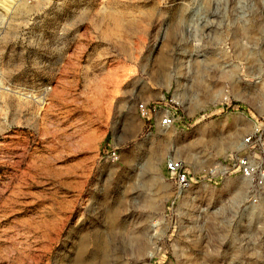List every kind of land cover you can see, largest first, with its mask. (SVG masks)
Segmentation results:
<instances>
[{"label":"rangeland","instance_id":"rangeland-1","mask_svg":"<svg viewBox=\"0 0 264 264\" xmlns=\"http://www.w3.org/2000/svg\"><path fill=\"white\" fill-rule=\"evenodd\" d=\"M257 27L234 0H0V264H264V198L219 172L264 111ZM170 157L206 176L172 206Z\"/></svg>","mask_w":264,"mask_h":264},{"label":"built area","instance_id":"built-area-1","mask_svg":"<svg viewBox=\"0 0 264 264\" xmlns=\"http://www.w3.org/2000/svg\"><path fill=\"white\" fill-rule=\"evenodd\" d=\"M234 5L238 24H251V27L257 24L258 30L264 32V0H234ZM258 84L264 96V72L259 77ZM2 91L10 89L0 82V92ZM137 111L143 121L154 126L158 123L164 129L173 128L176 122L175 113L165 105L140 103ZM101 159L114 164L119 156L116 150L110 148L103 153ZM219 172L226 178L238 181L247 192L246 199L252 204H257L264 198V111L254 118L234 152L227 154L219 162ZM165 173L174 186L171 206L206 178L205 174L190 172L187 164L175 157L166 160Z\"/></svg>","mask_w":264,"mask_h":264},{"label":"crops","instance_id":"crops-1","mask_svg":"<svg viewBox=\"0 0 264 264\" xmlns=\"http://www.w3.org/2000/svg\"><path fill=\"white\" fill-rule=\"evenodd\" d=\"M156 126H159V124L157 123V125ZM160 127V126H159ZM164 170H165V166H164Z\"/></svg>","mask_w":264,"mask_h":264},{"label":"bare ground","instance_id":"bare-ground-1","mask_svg":"<svg viewBox=\"0 0 264 264\" xmlns=\"http://www.w3.org/2000/svg\"><path fill=\"white\" fill-rule=\"evenodd\" d=\"M246 194H247V192H246Z\"/></svg>","mask_w":264,"mask_h":264}]
</instances>
